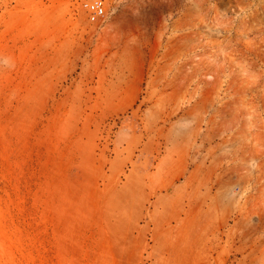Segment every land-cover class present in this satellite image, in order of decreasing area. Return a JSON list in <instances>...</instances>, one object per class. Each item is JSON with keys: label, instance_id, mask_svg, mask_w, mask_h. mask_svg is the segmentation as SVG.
<instances>
[{"label": "rangeland", "instance_id": "1", "mask_svg": "<svg viewBox=\"0 0 264 264\" xmlns=\"http://www.w3.org/2000/svg\"><path fill=\"white\" fill-rule=\"evenodd\" d=\"M0 264H264V0H0Z\"/></svg>", "mask_w": 264, "mask_h": 264}, {"label": "built area", "instance_id": "2", "mask_svg": "<svg viewBox=\"0 0 264 264\" xmlns=\"http://www.w3.org/2000/svg\"><path fill=\"white\" fill-rule=\"evenodd\" d=\"M86 11L88 13V18L91 21H95L99 18H102L103 13V6L101 2L94 1L85 6Z\"/></svg>", "mask_w": 264, "mask_h": 264}]
</instances>
